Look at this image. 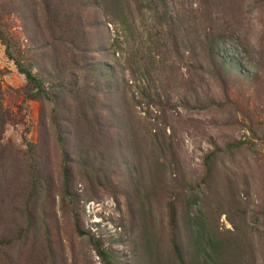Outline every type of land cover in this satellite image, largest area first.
<instances>
[{"label": "rangeland", "instance_id": "rangeland-1", "mask_svg": "<svg viewBox=\"0 0 264 264\" xmlns=\"http://www.w3.org/2000/svg\"><path fill=\"white\" fill-rule=\"evenodd\" d=\"M101 1L0 0V264H264V0Z\"/></svg>", "mask_w": 264, "mask_h": 264}, {"label": "trees", "instance_id": "trees-1", "mask_svg": "<svg viewBox=\"0 0 264 264\" xmlns=\"http://www.w3.org/2000/svg\"><path fill=\"white\" fill-rule=\"evenodd\" d=\"M102 4H105V7L110 11L112 15H114L118 21L121 20L123 23L127 22V17L124 15V7L121 0H103L101 1ZM208 39L210 50L214 51L217 47V40L220 38L213 33H208L206 35ZM0 40L2 44L5 45V52L10 59H12L20 73H22L27 81V84L31 86L32 89H35L33 92L34 97L45 96L46 92L42 87L40 80L32 73V71L28 68L23 66L19 61H17L13 56L12 53L8 49V43L5 41L2 34H0ZM240 142L228 144V147H234L240 145Z\"/></svg>", "mask_w": 264, "mask_h": 264}]
</instances>
